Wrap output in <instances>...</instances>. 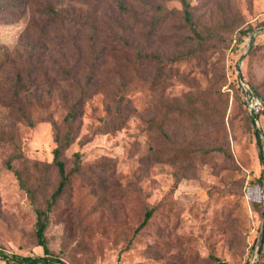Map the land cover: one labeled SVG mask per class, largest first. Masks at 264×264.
<instances>
[{"label":"rangeland","instance_id":"1","mask_svg":"<svg viewBox=\"0 0 264 264\" xmlns=\"http://www.w3.org/2000/svg\"><path fill=\"white\" fill-rule=\"evenodd\" d=\"M191 3L205 40L199 53L173 59L196 37L184 27L181 0H0L2 253L45 254L35 209L47 206L59 176L33 162L53 161L54 123L64 130L88 88L63 157L72 170L80 152L82 169L49 211L51 255L66 264L249 263L264 217L256 133L264 154V110L255 124L237 81L241 65L264 99V0ZM132 25L134 38L126 34ZM120 97L131 112L107 131ZM12 136L33 168L34 202L15 174L21 160L5 164ZM257 263L264 264V239ZM0 264L14 263L0 257Z\"/></svg>","mask_w":264,"mask_h":264},{"label":"trees","instance_id":"2","mask_svg":"<svg viewBox=\"0 0 264 264\" xmlns=\"http://www.w3.org/2000/svg\"><path fill=\"white\" fill-rule=\"evenodd\" d=\"M182 3V17L185 22L184 27H190L196 34V37H192L189 45L190 49L188 52L182 51V54L178 55L177 57H174L173 59L182 58L184 56H189L190 54L199 53V51L202 49L200 45L204 42V37L201 34L200 27L198 28V23L200 24V21L196 18L195 9L191 3V0H181ZM120 7L125 10L126 12H129V8H127L124 4H121ZM130 28V31L126 34L127 36L132 37L133 34L136 32L135 28L132 26L128 27ZM126 30V29H125ZM252 28L242 29L241 33L245 34L251 31ZM121 35V39L125 41L124 37L126 36ZM97 37H95L96 39ZM126 42V41H125ZM196 42L197 45H194L193 43ZM186 43L185 39L181 40V45H184ZM103 58L106 59L104 55H101ZM146 62H151L153 60V57L151 55H146L144 59ZM162 78V72L159 71L157 73V79ZM246 81V80H245ZM247 83V81H246ZM238 84V82H237ZM249 84L253 87V89L257 92L256 88L249 82ZM21 86L19 85V89ZM238 88H240L238 86ZM91 91L88 88H82L80 90V93L78 95L77 100L70 106L69 111L67 115L65 116L63 122H64V130H61L58 125L54 123L55 126V142L56 147L53 151V161L52 162H39L34 161L33 165L35 169L39 172L42 165L46 169L47 173H51L53 169L56 170L58 176H59V182L54 191L52 192L51 196L49 197L47 201V206L45 208L37 206L35 211L37 215V220L35 223V235L38 240V244L41 245L44 248L45 254L44 255H38V256H29V255H19V254H13L8 255L6 253H2L0 251V257L5 259L8 263H14V264H66L63 260H61L58 257L52 256L51 251L48 244V239L46 235V231L49 225L50 220V213L49 211L52 209L53 204L60 198L62 193L66 190L67 186L70 183L71 173L73 171H80L82 169V160H81V153L76 152L75 153V166L72 170H68L66 168L65 161L63 159L65 151L71 146V144L75 141L76 136V127L77 125L81 123V117H82V111L84 103L87 101V99L90 97ZM193 95L192 93H189L186 95V97L191 98ZM112 121L108 122V124L105 123V128L108 131L109 129H118L122 127L123 125V119L131 112V106L129 101H126L123 97H120L114 105V108L110 111ZM248 112V111H247ZM249 114V112H248ZM251 120L254 122L253 116L249 114ZM259 118V115H258ZM105 130V129H103ZM257 137H258V143L260 145V153L262 155V158L264 159V154L262 153V140H261V134L258 130H256ZM13 152L9 156V158L5 161V164L8 168H12V163L15 160H21V165L24 166L22 169L21 166L15 170V174L20 182L21 187L27 191L29 194L31 200L34 202L35 200V194L36 190L28 184V174L33 171L32 166L29 165V159L24 156L23 149L21 147L20 142L14 137H10ZM262 146V147H261ZM154 213V208L149 209L144 217V220L140 224L139 228H142L145 226L149 219L152 217ZM185 264V263H183ZM186 264H191V261H187Z\"/></svg>","mask_w":264,"mask_h":264},{"label":"built area","instance_id":"3","mask_svg":"<svg viewBox=\"0 0 264 264\" xmlns=\"http://www.w3.org/2000/svg\"><path fill=\"white\" fill-rule=\"evenodd\" d=\"M243 80L241 82H239L238 80L237 82H238V86L242 89L241 91L243 94L242 96H243V101L245 103V107L251 116L259 115L264 110V99L260 95L257 94V92L249 84V82L247 83L250 87L253 97H251L250 99L246 98L244 96V90L242 88Z\"/></svg>","mask_w":264,"mask_h":264},{"label":"water","instance_id":"4","mask_svg":"<svg viewBox=\"0 0 264 264\" xmlns=\"http://www.w3.org/2000/svg\"><path fill=\"white\" fill-rule=\"evenodd\" d=\"M259 33H260V31L252 33L251 36H250L251 40H253L254 36L259 34ZM250 46H251V42L249 43V47ZM238 71H239L238 80H239V82H241L244 79L243 75L241 73V65H239ZM253 119H254V123L259 125L258 115H253ZM258 131L260 132V134H262V130L260 128H258ZM263 239H264V217H263V223H262L260 235H259L258 242H257L258 245H257V248H256V253L253 255L252 259H250L248 264H259V263H257V255H258V251H259L260 247L263 244Z\"/></svg>","mask_w":264,"mask_h":264},{"label":"bare ground","instance_id":"5","mask_svg":"<svg viewBox=\"0 0 264 264\" xmlns=\"http://www.w3.org/2000/svg\"><path fill=\"white\" fill-rule=\"evenodd\" d=\"M242 88L244 90V96L248 99H250L252 96V92L250 90V87L248 85V83H246L244 80H243V85H242Z\"/></svg>","mask_w":264,"mask_h":264}]
</instances>
